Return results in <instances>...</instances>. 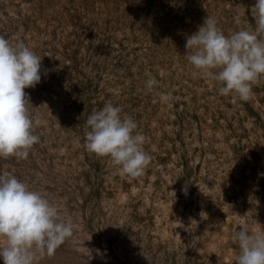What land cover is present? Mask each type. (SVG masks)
Wrapping results in <instances>:
<instances>
[{
	"label": "rangeland",
	"instance_id": "obj_1",
	"mask_svg": "<svg viewBox=\"0 0 264 264\" xmlns=\"http://www.w3.org/2000/svg\"><path fill=\"white\" fill-rule=\"evenodd\" d=\"M254 4L0 0V35L46 70L25 89L39 143L27 159L0 157V172L45 191L75 222L38 264H235L234 230H264V77L247 101L222 95L185 47L207 16L225 35L252 30ZM107 103L145 136L140 176L86 148L88 116Z\"/></svg>",
	"mask_w": 264,
	"mask_h": 264
},
{
	"label": "clouds",
	"instance_id": "obj_2",
	"mask_svg": "<svg viewBox=\"0 0 264 264\" xmlns=\"http://www.w3.org/2000/svg\"><path fill=\"white\" fill-rule=\"evenodd\" d=\"M255 27L225 35L214 17L207 16L198 30L188 36V61L198 74L220 84L219 93H235L247 101L253 84L264 77V0H255ZM46 75L42 57L23 41L11 43L0 35V157L27 159L39 143L34 121L29 113V94ZM155 77L146 81L152 88ZM169 103L171 93H161ZM59 123V122H58ZM85 144L89 152L109 157L123 174L137 177L151 161L144 149L145 136L137 121L123 115L112 103L93 111L86 121ZM61 126V125H60ZM62 127V126H61ZM75 222L66 216L43 190L8 171L0 172V261L3 264H38L70 240ZM233 240L239 247L235 264H264V230L252 231L247 225L235 229Z\"/></svg>",
	"mask_w": 264,
	"mask_h": 264
}]
</instances>
